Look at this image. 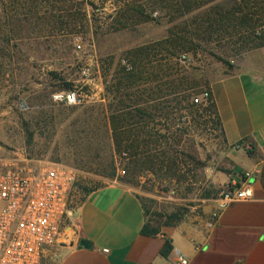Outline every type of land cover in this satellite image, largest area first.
Wrapping results in <instances>:
<instances>
[{"label":"rangeland","instance_id":"1","mask_svg":"<svg viewBox=\"0 0 264 264\" xmlns=\"http://www.w3.org/2000/svg\"><path fill=\"white\" fill-rule=\"evenodd\" d=\"M132 1L146 0H0V155L23 151L36 164L75 169L68 210L83 189L119 183L135 191L155 225L191 220L213 204L206 227L220 194L239 185L242 174L238 182L233 149L201 95L260 48L250 50L246 32L235 26L201 25L200 10L172 23L155 12L154 21L118 29V7ZM252 11L264 20V0ZM171 28L190 39L188 49L153 51L138 88L117 94L121 68L131 70L128 52L164 40ZM70 90L84 103L54 100ZM120 101L158 106L143 132L152 134L141 148L151 162L135 167L111 152L107 108ZM111 157L114 179L100 174ZM46 257L43 264H52Z\"/></svg>","mask_w":264,"mask_h":264},{"label":"crops","instance_id":"2","mask_svg":"<svg viewBox=\"0 0 264 264\" xmlns=\"http://www.w3.org/2000/svg\"><path fill=\"white\" fill-rule=\"evenodd\" d=\"M223 140L233 149L236 178L249 172L253 199L225 209L213 228L202 215L173 224L147 221L131 188L111 183L68 211L63 238L46 248L52 264H264V47L210 86ZM154 230V234L143 231ZM86 240L90 248H79ZM169 246V249H166ZM46 257V258H47Z\"/></svg>","mask_w":264,"mask_h":264},{"label":"built area","instance_id":"3","mask_svg":"<svg viewBox=\"0 0 264 264\" xmlns=\"http://www.w3.org/2000/svg\"><path fill=\"white\" fill-rule=\"evenodd\" d=\"M264 37V28L262 31ZM77 48H80L77 46ZM207 100V92L201 95ZM54 100L66 106L84 103L75 90L57 93ZM195 103H199L195 99ZM250 173L239 185L223 191L216 200L206 227L211 229L229 206L253 199ZM75 169L60 164H36L23 151L0 155V264H43L46 248L63 238ZM177 264H188L179 257Z\"/></svg>","mask_w":264,"mask_h":264},{"label":"trees","instance_id":"4","mask_svg":"<svg viewBox=\"0 0 264 264\" xmlns=\"http://www.w3.org/2000/svg\"><path fill=\"white\" fill-rule=\"evenodd\" d=\"M139 2H124L123 5L118 7L119 20L116 21L118 29H127L132 23L154 21L152 15L155 12L163 14V17H161L167 18L169 23H172L176 20L187 18L193 12L200 10L202 11L201 25L207 24L209 29L212 27L225 28L227 26H235L246 32V43L250 50L264 47L263 35H256L257 29L264 25V20H255L254 17L258 15V11H252V9L259 6L260 0H254L253 2H250V0H231L230 4L223 0H146L145 3ZM90 5L95 7L93 3H90ZM209 6V11H206V7ZM262 9L259 10L261 11ZM67 17L69 18L70 15L68 14ZM188 44H191L188 37L178 36L174 33V28H171L168 30L167 38L155 43V45H146L129 51L131 70L126 71L125 67L121 68V73L116 77V83L114 84L115 92L119 94L120 92H126L128 89L138 88L139 81L146 74L145 68L150 64V61L147 62V60L150 59L153 51L161 47L162 50L171 48L184 52L188 49L186 47ZM207 93L209 95L207 102H209L210 108L219 123L210 91ZM126 96L130 97L129 94H126ZM158 109V106L147 107L136 101L128 103L120 101L117 105L111 103L107 108L111 152L115 155L122 154L125 158H129L135 167L145 160L148 153L144 152L141 148L143 144L147 143V141H144V137L147 135L149 138L152 134H144L143 132L147 128V125L155 119L153 113ZM112 157L110 165L105 168L108 171L100 173L101 176L109 179L116 177ZM146 160L151 162L149 159ZM144 164H147V161ZM97 188L99 187L83 189L84 196L80 202ZM144 211L146 217V210L144 209ZM143 233L154 234L155 231L145 229ZM166 249H169V246H166Z\"/></svg>","mask_w":264,"mask_h":264},{"label":"water","instance_id":"5","mask_svg":"<svg viewBox=\"0 0 264 264\" xmlns=\"http://www.w3.org/2000/svg\"><path fill=\"white\" fill-rule=\"evenodd\" d=\"M79 245V248H90V243L88 242V241H86V240H80L79 241V243H78Z\"/></svg>","mask_w":264,"mask_h":264}]
</instances>
